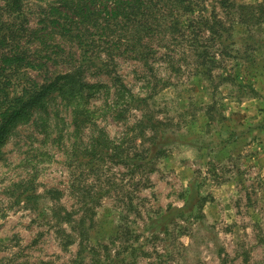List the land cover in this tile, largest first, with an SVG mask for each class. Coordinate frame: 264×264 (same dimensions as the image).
I'll list each match as a JSON object with an SVG mask.
<instances>
[{
	"label": "rangeland",
	"instance_id": "1",
	"mask_svg": "<svg viewBox=\"0 0 264 264\" xmlns=\"http://www.w3.org/2000/svg\"><path fill=\"white\" fill-rule=\"evenodd\" d=\"M55 1L24 0V27L36 29ZM197 1L186 18L212 15L226 28L211 64L194 57L190 37L156 47L147 62L118 54L110 74L82 78L95 86L86 99L95 115L79 134L57 91L10 127L0 148V264H264V23L246 28L216 0ZM119 93L138 100L114 120ZM142 116L162 123L145 130L157 144L138 139L123 151L165 150L155 171L133 175L130 161L105 156L76 166L96 139L101 152L98 137L118 142Z\"/></svg>",
	"mask_w": 264,
	"mask_h": 264
},
{
	"label": "trees",
	"instance_id": "2",
	"mask_svg": "<svg viewBox=\"0 0 264 264\" xmlns=\"http://www.w3.org/2000/svg\"><path fill=\"white\" fill-rule=\"evenodd\" d=\"M216 1L224 16L239 25L255 28L264 23V0L256 5H238L233 0ZM23 2L0 0V148L10 127L33 107H42L46 96L54 91L70 109L71 124L76 135L79 134L95 115L86 104L90 89L95 86L84 83L82 78L90 73V69H94L95 74H110L115 55L147 62L156 47L179 45L184 37H190L186 43L194 57L205 65L212 63V47L224 45L227 40L223 34L226 28L220 22L217 27L213 24L218 21L216 17L199 18L197 24L186 18L194 14L197 0H56L45 5L37 28L33 30L23 25L26 21ZM183 20H188L186 30L181 26ZM21 40L29 46L21 45ZM157 42L167 45L160 46L162 44ZM67 43L69 49L64 47ZM97 44H100V50ZM48 62L55 67H64L66 73H49ZM28 70L38 73L41 82L31 78ZM116 99L113 101L114 120H122L131 103L138 100L120 93ZM149 126L155 132L162 123L142 116L118 142H111L104 135L98 137L101 152L95 150L96 139L88 150L89 160L85 164L77 160L76 166H91L95 159L105 156L123 164L130 161L133 175L155 171L154 161L160 154L164 155L165 150L152 149L149 155L148 148L130 155L123 151L138 139L140 146L151 137L153 144H157L156 137H146L145 130ZM160 139H164V133ZM75 156L73 154L72 158Z\"/></svg>",
	"mask_w": 264,
	"mask_h": 264
}]
</instances>
